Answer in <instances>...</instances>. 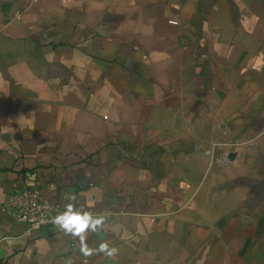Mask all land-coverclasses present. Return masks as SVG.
Here are the masks:
<instances>
[{"label": "crops", "instance_id": "crops-1", "mask_svg": "<svg viewBox=\"0 0 264 264\" xmlns=\"http://www.w3.org/2000/svg\"><path fill=\"white\" fill-rule=\"evenodd\" d=\"M25 184L103 229L29 233ZM0 264H264V0H0Z\"/></svg>", "mask_w": 264, "mask_h": 264}, {"label": "built area", "instance_id": "built-area-1", "mask_svg": "<svg viewBox=\"0 0 264 264\" xmlns=\"http://www.w3.org/2000/svg\"><path fill=\"white\" fill-rule=\"evenodd\" d=\"M2 210L11 214L17 221L25 223L29 233H34L51 226L60 230L53 224L52 219L62 212L64 207L49 200L37 185L25 184L12 192Z\"/></svg>", "mask_w": 264, "mask_h": 264}, {"label": "clouds", "instance_id": "clouds-1", "mask_svg": "<svg viewBox=\"0 0 264 264\" xmlns=\"http://www.w3.org/2000/svg\"><path fill=\"white\" fill-rule=\"evenodd\" d=\"M66 199L69 201L64 207V210L53 217L52 222L65 235L72 237H79L80 243L83 245L86 239V232H99L103 229L104 221L106 219L103 215H93L91 212L84 210L83 206L76 207L77 196L75 194L67 195ZM99 252H107L111 255L115 249H109V245L101 243Z\"/></svg>", "mask_w": 264, "mask_h": 264}, {"label": "rangeland", "instance_id": "rangeland-1", "mask_svg": "<svg viewBox=\"0 0 264 264\" xmlns=\"http://www.w3.org/2000/svg\"><path fill=\"white\" fill-rule=\"evenodd\" d=\"M223 135V133H221ZM249 138L245 139V136H234L232 138H219L210 144V150L213 152L212 158L209 160L210 165L208 166L210 170L223 169L231 165L230 161L232 159H237L239 157H245L243 150L245 148H251V151H255V148L250 147L252 143L249 142ZM245 152V151H244ZM257 155V152L256 154ZM208 169V170H209Z\"/></svg>", "mask_w": 264, "mask_h": 264}]
</instances>
